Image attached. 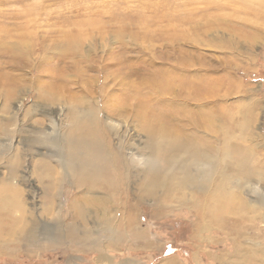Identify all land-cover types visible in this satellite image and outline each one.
Returning <instances> with one entry per match:
<instances>
[{"label":"rangeland","instance_id":"obj_1","mask_svg":"<svg viewBox=\"0 0 264 264\" xmlns=\"http://www.w3.org/2000/svg\"><path fill=\"white\" fill-rule=\"evenodd\" d=\"M143 121L182 133L194 129L216 146L227 131L243 145L249 174L242 185L227 187L247 207L241 217L228 214L239 229L234 235L231 223L201 229L209 218L192 210L214 183L202 192V181H188L163 207L159 198H139L140 184L153 172ZM82 123L99 134L100 148L120 151L129 186L113 199L104 190L82 191L67 176L56 208L44 215L73 218L72 196L103 199L108 211L90 210L81 220L101 245L50 247L53 233L42 222L41 232L49 234L39 239L42 248L32 256L3 241L0 264H115L126 257L152 264L165 243L164 253L177 252L189 264H218L210 254L232 250L233 242L236 253L239 244L250 248L244 255L259 258L235 256V264H264V0H0V177L18 167L13 182L23 189L27 209L44 195L34 166L48 163L67 172L69 133ZM209 167L204 161L192 170ZM167 168L175 184L182 169ZM126 209L134 211L136 225L125 224L119 233L122 218H131ZM196 228L207 231H198L202 244Z\"/></svg>","mask_w":264,"mask_h":264},{"label":"bare ground","instance_id":"obj_2","mask_svg":"<svg viewBox=\"0 0 264 264\" xmlns=\"http://www.w3.org/2000/svg\"><path fill=\"white\" fill-rule=\"evenodd\" d=\"M92 120H95V116ZM143 122H145L143 127L149 136L152 150L148 161L150 166L147 168L153 172L146 175L140 184V191L143 193H140V199L159 198L161 202L159 206L163 207L167 200L180 196L181 189L186 184L188 185V181L196 185L202 181V192L208 190L205 187L209 184L214 183L213 186H216L215 189L210 188V196L206 194L208 197H203L204 202L200 203L201 201L194 200L191 204L192 210L196 213L209 216V220L205 225L203 224L204 226L222 225L228 219V214L233 211L239 213L238 217L243 216L241 212L247 211L244 199L235 196L227 188L234 182L242 185L245 177L249 174L245 167V160H247L245 148L240 142H232L231 136L227 131H224L219 138L221 145L216 146L214 141V143L212 141L207 143L201 140L194 129L185 128L182 133L181 129L174 130L170 125L166 127L155 122H153L154 124L149 121ZM196 125L199 126L198 123ZM91 130L92 127L85 123L73 125L72 131L69 133V143L66 146L67 157L64 166L67 172L57 170L47 165L48 163L35 165L34 169L32 168L39 183L43 185L42 191L44 192L42 201L38 202L33 199L30 202L32 209L26 208L24 191L13 182L15 178H18V167L12 165L7 177H0V248L3 241H6L7 244L14 242V245L21 246L23 251L34 256L37 248H42L41 237L44 235V238H47L51 232L53 233L52 241H48L51 242L50 247L66 241L70 244L76 243L80 248L101 245L98 237H92V230L85 227V223L81 224V220L82 222L86 220L87 212L90 210H94L96 213L103 212V209L108 211L109 209L102 206L103 199L99 197L83 198L82 194L72 196L68 200V208L72 211L73 218L69 219L65 214L59 213L50 218L44 215L56 208L55 204L60 199L58 189L67 176L72 178L76 188L91 193L104 190L113 199L116 195L124 194L123 191L128 188L130 176L125 172L127 161L123 156H120V151L113 150L112 146L106 145L100 148L98 145L101 143L100 136ZM204 161L210 167L199 173H194L193 165H201V162ZM176 164L182 169L183 176H178L173 184L172 180L175 179L176 174L173 175V178H169L165 174V169ZM26 180V176H22V181ZM162 180L165 181L162 182ZM160 188H163L162 194L159 193ZM27 192L30 193L32 190L29 189ZM180 198L182 200V196ZM109 201L112 203L111 200ZM39 207L43 209L38 213L36 210ZM16 210L20 211L16 212ZM125 211L131 218L127 221L122 218L124 222L120 227L118 226L119 233L125 224L129 227L136 225L134 224L136 223L134 211L130 212L129 209ZM242 218H240L241 221H245V217ZM42 222L47 224L45 231L50 232L47 235L41 232ZM238 225L240 226V224ZM117 237L114 240H117ZM78 245L77 247H79Z\"/></svg>","mask_w":264,"mask_h":264},{"label":"crops","instance_id":"obj_3","mask_svg":"<svg viewBox=\"0 0 264 264\" xmlns=\"http://www.w3.org/2000/svg\"><path fill=\"white\" fill-rule=\"evenodd\" d=\"M201 216L200 217H203V216H205V217H208L209 218V216H207V215H203V214H200ZM224 221V220H223ZM206 222H207V220L205 221V224H206ZM233 222H234V220L233 219H229V217H228V219L226 220V221H224V223H223V225L222 226H226V225H229L230 223L231 224H233ZM203 223H204V220H203V222H200V227H201V229L203 228ZM198 225V224H197ZM234 225V224H233ZM211 227V226H210ZM238 227H235V225H234V229H231L232 231H233V235H234V232L237 230H239V229H237ZM246 227H244L243 229H242V231H244V229H245ZM206 230H207V228H206ZM241 230V229H240ZM198 231H199V228L197 229L196 228V231L194 230V233H195V237L198 239ZM200 232H202V230L201 231H199V233ZM207 231H205V232H202V235H204V233H206ZM245 232V231H244ZM146 234V235H148L149 236V238L148 239H152V241H150V244H156L155 243V239L153 238V237H151L150 236V232H148V231H142V234ZM143 234V235H144ZM201 235V236H202ZM147 237V236H146ZM235 237V236H234ZM147 239V240H148ZM202 239H204L203 238V236H202ZM202 239H198L199 241H200V243L202 244ZM234 240V239H233ZM239 241V240H238ZM237 241V242H238ZM165 245H166V243L163 245L164 247H165ZM235 244H234V242H233V246H232V250L231 249H227L226 251H219L218 252V254H216V256H215V254H210V258L212 259V260H216L217 262H218V264H232V263H234L235 264V262L236 261H234V259H235V256H239V258L241 257L242 259H245V258H249V261H250V259H251V256H253L254 258H255V261H257V260H259V258H258V255L256 254V252H253L252 253V255H249L248 256V254L247 255H244L243 254V250H247L248 249V252H250V248L248 247V246H242L241 247V249H240V245L239 244H237V246H238V248L237 249H239V251L241 252V254H238V253H236L235 251H236V248H235V246H234ZM162 245L160 244V247H158V248H156L157 250H160L159 251V253L158 254H154V258H153V263L152 264H189L185 259H183V258H181V256L177 253V252H173V253H164L163 251H166V249L162 246ZM162 248H163V251H162ZM156 250V251H157ZM153 252H155L154 250H153ZM162 253V254H161ZM238 254V255H237ZM222 255H227L226 257V259H224V257H223V259H220L219 260V258L218 257H221ZM229 256V257H228ZM158 257V258H157ZM129 258V257H128ZM127 257L126 258H124V260H118V261H116L115 262V264H133L132 263V261L130 260V259H128ZM197 258V257H196ZM195 261H197L196 259H195ZM234 261V262H233ZM254 261V262H255ZM109 263H111V262H109ZM137 264H139L138 262H137ZM236 264H238V263H236Z\"/></svg>","mask_w":264,"mask_h":264}]
</instances>
